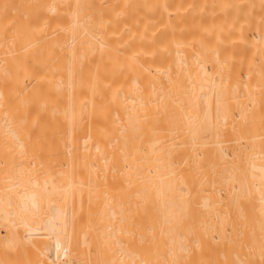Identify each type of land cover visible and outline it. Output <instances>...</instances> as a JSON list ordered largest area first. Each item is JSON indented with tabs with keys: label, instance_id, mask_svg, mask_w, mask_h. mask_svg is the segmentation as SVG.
I'll use <instances>...</instances> for the list:
<instances>
[{
	"label": "bare ground",
	"instance_id": "bare-ground-1",
	"mask_svg": "<svg viewBox=\"0 0 264 264\" xmlns=\"http://www.w3.org/2000/svg\"><path fill=\"white\" fill-rule=\"evenodd\" d=\"M0 264H264V0H0Z\"/></svg>",
	"mask_w": 264,
	"mask_h": 264
}]
</instances>
